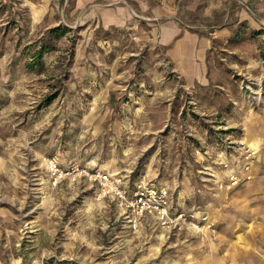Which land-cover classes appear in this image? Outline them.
<instances>
[{
  "label": "rangeland",
  "instance_id": "rangeland-1",
  "mask_svg": "<svg viewBox=\"0 0 264 264\" xmlns=\"http://www.w3.org/2000/svg\"><path fill=\"white\" fill-rule=\"evenodd\" d=\"M0 264H264V0H0Z\"/></svg>",
  "mask_w": 264,
  "mask_h": 264
},
{
  "label": "built area",
  "instance_id": "built-area-1",
  "mask_svg": "<svg viewBox=\"0 0 264 264\" xmlns=\"http://www.w3.org/2000/svg\"><path fill=\"white\" fill-rule=\"evenodd\" d=\"M53 166L56 168V164ZM82 171L88 174L87 170ZM89 175L97 182L101 196L111 195L115 198L117 204L127 213L129 223L134 228L144 216L154 217L162 227L167 228L186 219L185 213L170 211L169 191L164 185H157L145 178H140L130 186L122 175H113L100 170L91 172ZM190 217L193 218V214ZM202 219L207 220V216H203Z\"/></svg>",
  "mask_w": 264,
  "mask_h": 264
},
{
  "label": "bare ground",
  "instance_id": "bare-ground-1",
  "mask_svg": "<svg viewBox=\"0 0 264 264\" xmlns=\"http://www.w3.org/2000/svg\"><path fill=\"white\" fill-rule=\"evenodd\" d=\"M251 145H252L254 150H257L259 148V144L257 141L253 142Z\"/></svg>",
  "mask_w": 264,
  "mask_h": 264
},
{
  "label": "crops",
  "instance_id": "crops-1",
  "mask_svg": "<svg viewBox=\"0 0 264 264\" xmlns=\"http://www.w3.org/2000/svg\"><path fill=\"white\" fill-rule=\"evenodd\" d=\"M191 56L192 54H190V53H187V52H184V53H182V56ZM238 241V240H237ZM245 241V239H243V241L242 242H244Z\"/></svg>",
  "mask_w": 264,
  "mask_h": 264
}]
</instances>
